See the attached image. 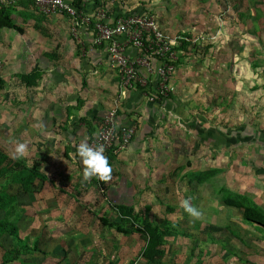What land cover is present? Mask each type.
<instances>
[{"label": "rangeland", "instance_id": "obj_1", "mask_svg": "<svg viewBox=\"0 0 264 264\" xmlns=\"http://www.w3.org/2000/svg\"><path fill=\"white\" fill-rule=\"evenodd\" d=\"M136 4L152 8L159 29L175 40L177 53L169 81L172 91L165 99L179 116L162 120L161 131L151 138V151L143 159L150 155L154 178L138 188L135 198L122 202L84 197L74 206L54 202L64 210L58 217L49 214L53 202L36 201L35 178L0 175V220L7 202L16 225L15 232L0 237V264L51 263L49 253L42 254L39 246L41 224L50 220L46 224L56 225V230L64 228L76 219L70 214L80 208L100 216L115 213L107 221L123 210L131 212L135 220H128L131 225L144 218L151 227L175 230L174 237H164L170 264H264L261 233L243 220L241 210L223 202L226 197L243 196L264 215V98H260L264 95V0H103L99 6L114 15L111 10L116 6L127 11ZM9 12L22 33L2 30L0 56L9 48L25 50L31 54L28 58L42 54L50 65L66 68L81 65L82 56L98 48L92 43L84 48L61 19L43 16L32 5L16 4ZM2 65L0 61V71ZM31 73L42 79L37 68L22 76ZM3 122L0 116L2 141ZM2 150L0 145V159ZM14 162L11 170H24L22 162ZM12 186L21 187V200L12 195ZM184 200L201 215H189L181 206ZM80 220L85 223L84 217ZM24 244L29 253L22 250Z\"/></svg>", "mask_w": 264, "mask_h": 264}, {"label": "crops", "instance_id": "obj_2", "mask_svg": "<svg viewBox=\"0 0 264 264\" xmlns=\"http://www.w3.org/2000/svg\"><path fill=\"white\" fill-rule=\"evenodd\" d=\"M102 1L81 0V4L87 14H94ZM114 9L111 10L114 14L121 12L117 6ZM127 11L153 15L152 8L143 4L130 6ZM53 17L61 19L70 33L66 17ZM81 31L78 40L72 37L86 48L92 43L91 33ZM4 34L7 35L6 32ZM248 36L251 40L252 35ZM2 41L3 38L0 45ZM28 55L31 54L25 50L9 48L6 54L0 56L3 64L0 71L3 82L0 116L4 117L3 141L0 140V145L5 158L4 168H14V161H20L24 170L34 173L35 189L38 190L34 197L39 202H53L49 208L51 216L55 214L60 217L64 213V210L54 206V202H68V206H74L82 197L91 201L106 198L117 202L135 198L139 193L138 188L149 183L150 177L154 178L151 176L154 164L150 162V155L146 156L147 161H143L145 153L151 151V138L161 131L162 120L179 116L170 111V100L150 103L139 90H131L124 99L120 98L117 74L109 67L105 49L101 47L82 56L81 65L70 64L66 68L50 65L48 60H43L42 54L30 58ZM35 68L41 71L42 79H30V83L21 79L22 75L29 74ZM260 98H264V95L260 94ZM114 108L117 110L118 126H134L136 134L125 151L115 155L112 153L114 158L110 157L111 153L106 154L110 157L112 173L103 193L95 178L83 180L82 168L75 153L76 146L81 142L86 140L89 143L102 118ZM16 143H27L29 148L23 158L14 160L11 156ZM21 171L20 167H16L11 171L12 176ZM57 181L68 192L61 185L59 187ZM21 192L20 186H12L11 193L17 200ZM105 212L106 209H102V213ZM65 213H71V210H65ZM114 214L107 211L105 216H100L80 208L70 214L76 219L64 228L56 230V225L46 224L50 220L42 223L39 246L43 253H49L51 263L48 264H170L166 261L165 239L161 247L164 255L159 260L148 261L143 257L146 236L136 232L123 235L99 222L100 217L113 218ZM82 217L85 223L80 220ZM118 218L122 217L116 212L115 219L108 222L119 224L121 220ZM44 224L48 227H44ZM175 234L168 236L174 237ZM172 262L176 260L171 259Z\"/></svg>", "mask_w": 264, "mask_h": 264}, {"label": "built area", "instance_id": "obj_3", "mask_svg": "<svg viewBox=\"0 0 264 264\" xmlns=\"http://www.w3.org/2000/svg\"><path fill=\"white\" fill-rule=\"evenodd\" d=\"M18 2L31 3L43 16L66 17L75 39L81 30L91 33L92 44L105 49L108 65L117 74L120 98L139 90L148 102L154 103L172 91L169 81L177 62L175 40L159 29L153 15L124 12L122 6H118L121 12L114 15H108L105 7L87 14L68 0H0V8ZM116 117L114 108L102 118L89 141L93 147L102 144L105 155L111 150L114 155L125 151L136 134L134 126L119 127Z\"/></svg>", "mask_w": 264, "mask_h": 264}, {"label": "trees", "instance_id": "obj_4", "mask_svg": "<svg viewBox=\"0 0 264 264\" xmlns=\"http://www.w3.org/2000/svg\"><path fill=\"white\" fill-rule=\"evenodd\" d=\"M17 4H29L32 5L31 3L28 2H18ZM72 4L75 5L76 7H78L79 9H84L85 7H83V5L81 4V0H72ZM14 7L13 6H9V7H1L0 8V33L2 30L5 29H10V30H14L16 32H18L19 34L22 33V30L15 26L13 23V20L11 18L9 9H12ZM99 7H105V6H98ZM107 7V6H106ZM96 8V9H97ZM108 8V7H107ZM90 29V28H89ZM176 50V48H175ZM175 67H176V63H175ZM39 78V75L36 73H31V76H22L21 79H23L24 81H26L27 83L30 81V79H34V81L36 79ZM29 80V81H28ZM30 83V82H29ZM3 86V82L0 79V90ZM111 153L110 157L114 158L115 156L112 154V150L107 152L106 154ZM110 157H108L110 159ZM4 155L1 157L0 159V175H4V176H9L11 179H18L20 177H23L21 179H28L29 178H35L34 173L31 172L30 170H22L21 172H18L17 174H15L14 176H12L11 173V166H9L8 168H4V165L2 166V161H4ZM110 163V161H109ZM20 165V164H19ZM20 179V180H21ZM29 182V181H28ZM95 182L97 184V186L102 189L103 193L106 190V182L103 181H99L97 179H95ZM21 185H23V188H26L27 183L25 181L21 180ZM32 185V181H30V184ZM224 204L228 207L231 208H236L238 210L242 211V217L243 220L245 222H247L250 226H252L253 228H256V230H259V232L261 233L262 237L264 238V215L260 210H257L254 206H251V204L249 202H247V199L243 196H237L235 198H230V197H226L223 200ZM5 203V207L4 204L2 205L1 210L3 209L5 215L3 220H0V237L6 233L7 231H16V225L14 224L13 221V216L15 215L12 214V211L10 210V206H7V202ZM120 216L121 218V222L119 224H116L114 222H108L106 219L100 217L99 218V222L102 225H105L109 228H114V230L117 233H121L123 235H129L131 233H139L142 236H146L147 237V245L145 247V249L143 250V257L146 258L148 261H152V260H159L163 255L164 252L163 250H161V247L164 245V237L170 235L171 233H176L175 230H159L158 228L154 227V226H150L146 219L142 218V223L138 222L136 219L137 223H133L132 225L128 222V220L134 222V218L132 220V216H131V212H126L124 213L123 210L120 211ZM126 223H129V226L125 225ZM143 224V226H142ZM28 246L27 245H23L22 246V250L25 253H29L28 252ZM30 250V249H29ZM37 252V249L35 248V250ZM43 254V252H42Z\"/></svg>", "mask_w": 264, "mask_h": 264}, {"label": "clouds", "instance_id": "obj_5", "mask_svg": "<svg viewBox=\"0 0 264 264\" xmlns=\"http://www.w3.org/2000/svg\"><path fill=\"white\" fill-rule=\"evenodd\" d=\"M28 148L29 145L27 143H16L11 158L14 160L23 158ZM104 153L105 149L102 144L93 147L85 140L76 146L75 155L79 158L78 162L82 168L84 181H90L95 178L99 181L107 182L111 179L112 166ZM181 206L193 217L201 215L195 207L191 206L188 200H184Z\"/></svg>", "mask_w": 264, "mask_h": 264}]
</instances>
